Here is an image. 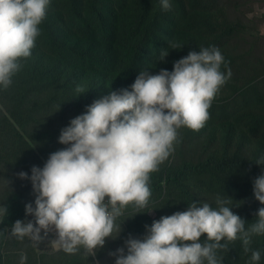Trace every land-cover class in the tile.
I'll list each match as a JSON object with an SVG mask.
<instances>
[{
	"label": "trees",
	"instance_id": "trees-1",
	"mask_svg": "<svg viewBox=\"0 0 264 264\" xmlns=\"http://www.w3.org/2000/svg\"><path fill=\"white\" fill-rule=\"evenodd\" d=\"M169 2L171 9L165 11L160 0H50L31 56L20 61L12 84L0 87V206L8 210L0 226L8 229L6 264H20L22 253L27 256L24 264H115L116 256L110 253L121 247L126 253L125 241L142 240L146 225L187 210L193 201L215 208L217 196L232 199L228 206L245 221L246 230L256 222L264 207L253 193L255 178L264 175V163L256 162L264 158V89L261 75L255 73L261 63L232 52L244 27L222 16L214 0ZM170 43L182 47L171 49ZM213 46L227 62L221 71L231 69V78L219 90L226 95L215 97L210 118L198 132L183 127L188 144L207 137L203 158L190 161L177 143L151 173L147 207L123 209L115 222L119 233L106 238L95 256L83 248L74 254L53 249L50 233L46 250L40 242L11 235L16 220H34L25 213L27 203L35 207L31 180L18 173L30 177L34 165L42 168L52 152L67 147L58 137L72 118L111 91H131L140 71H172L174 62L189 51ZM164 49L168 55L159 60ZM77 86L86 92L77 93ZM248 247L245 253L237 239L228 244V251L218 250L217 258L221 264H249L251 252L259 251L257 264H264V235H253Z\"/></svg>",
	"mask_w": 264,
	"mask_h": 264
},
{
	"label": "clouds",
	"instance_id": "clouds-1",
	"mask_svg": "<svg viewBox=\"0 0 264 264\" xmlns=\"http://www.w3.org/2000/svg\"><path fill=\"white\" fill-rule=\"evenodd\" d=\"M160 2L163 10L171 9L169 0ZM49 3L0 0V87L7 89L22 67L20 61L31 56ZM168 52L162 50L159 60ZM222 64L227 67L219 48L202 47L175 61L172 71L161 69L151 75L142 70L131 91H111L87 105L61 129L58 142L67 147L52 152L42 168L34 165L30 177L18 173L31 180L35 207L27 203L25 213L34 220H16L11 235L38 244L54 232L53 243L64 252L74 254L83 248L95 256L106 238L119 233L115 222L123 209L147 207L151 173L174 151L178 129L198 132L210 118L212 101L232 75L230 68L227 74L221 71ZM76 91L86 92L81 86ZM256 162L264 163V158ZM253 193L264 204V175L255 178ZM231 202L217 196L214 208L193 201L187 210L146 225L142 240L129 237L126 253L121 247L110 254L116 256L115 264H221L217 251H228V244L237 239L247 253L251 237L264 235V207L246 230L245 221L228 206ZM6 213L7 207L0 206V217ZM26 259L22 253L20 264ZM259 260L260 252L252 251L249 264Z\"/></svg>",
	"mask_w": 264,
	"mask_h": 264
},
{
	"label": "rangeland",
	"instance_id": "rangeland-1",
	"mask_svg": "<svg viewBox=\"0 0 264 264\" xmlns=\"http://www.w3.org/2000/svg\"><path fill=\"white\" fill-rule=\"evenodd\" d=\"M221 8V15L227 18V20L237 22L244 27L238 38L235 39L232 45V52L238 55H244L250 58L253 62H260L257 65L256 75H261V86L264 89V0H214ZM226 20V19H225ZM254 74V72H253ZM246 75L245 71H242L240 77ZM225 92L219 91L215 97L225 96ZM183 127L178 129V142L184 149L185 156L190 161L197 162L203 158L201 151L204 142L207 137H204L197 144L191 145L183 139ZM177 143L175 145H177ZM174 145V147H175ZM210 199H208L209 201ZM123 211V210H122ZM155 210H151V215H156ZM43 236V230L41 232ZM46 238V239H45ZM41 243V248L44 245V249L48 235Z\"/></svg>",
	"mask_w": 264,
	"mask_h": 264
},
{
	"label": "crops",
	"instance_id": "crops-1",
	"mask_svg": "<svg viewBox=\"0 0 264 264\" xmlns=\"http://www.w3.org/2000/svg\"><path fill=\"white\" fill-rule=\"evenodd\" d=\"M5 215L0 217V225L3 222V219L5 218ZM49 233L51 235H53V239H52V247H53V249L62 250L58 245L53 243V240L56 239L55 233L54 232H49ZM7 237H8V229L7 228H2V226H0V264H6L5 244H6ZM40 247H41V245H40ZM46 249H47V247L45 248V250Z\"/></svg>",
	"mask_w": 264,
	"mask_h": 264
}]
</instances>
